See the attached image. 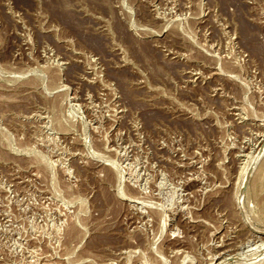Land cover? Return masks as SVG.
I'll list each match as a JSON object with an SVG mask.
<instances>
[{"label": "rangeland", "instance_id": "obj_1", "mask_svg": "<svg viewBox=\"0 0 264 264\" xmlns=\"http://www.w3.org/2000/svg\"><path fill=\"white\" fill-rule=\"evenodd\" d=\"M0 264H264V0H0Z\"/></svg>", "mask_w": 264, "mask_h": 264}, {"label": "water", "instance_id": "obj_2", "mask_svg": "<svg viewBox=\"0 0 264 264\" xmlns=\"http://www.w3.org/2000/svg\"><path fill=\"white\" fill-rule=\"evenodd\" d=\"M263 147V146H262ZM262 147L258 150V152L257 153H259L260 152V150L262 149Z\"/></svg>", "mask_w": 264, "mask_h": 264}, {"label": "bare ground", "instance_id": "obj_3", "mask_svg": "<svg viewBox=\"0 0 264 264\" xmlns=\"http://www.w3.org/2000/svg\"><path fill=\"white\" fill-rule=\"evenodd\" d=\"M252 162V161H251ZM251 165H252V163H251ZM246 168H248V167H246ZM247 170V169H246ZM248 170H249V168H248ZM246 175V174H245ZM238 200V199H237ZM220 260V259H219Z\"/></svg>", "mask_w": 264, "mask_h": 264}]
</instances>
